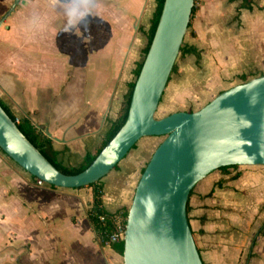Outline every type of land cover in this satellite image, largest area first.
<instances>
[{"label": "crops", "instance_id": "0c3cea01", "mask_svg": "<svg viewBox=\"0 0 264 264\" xmlns=\"http://www.w3.org/2000/svg\"><path fill=\"white\" fill-rule=\"evenodd\" d=\"M115 1L133 19L142 17L147 3ZM258 1L200 0L162 100L168 91L181 90L182 98L210 101L227 89L220 87L222 71L227 75L235 68L237 51L245 44L254 69L248 74L264 73V21L254 20L260 16L255 12L264 10L259 8L264 0ZM2 24L0 99L16 117H25L48 137V148L60 165L78 166L86 154L100 149L119 113L130 82L125 84L124 46L120 57L113 53L116 45L100 34L99 41L94 39L89 29L83 43L62 50L57 43L46 46L43 27L29 29L27 24L13 30ZM207 102L166 115L194 111ZM154 143V136L142 137L101 179L108 212L129 207L142 169L158 145L152 149ZM5 156L0 155V233L5 228L7 234L0 243V264H30L25 259L31 255L36 261L31 264H123L122 255L95 237L87 217L91 187L38 185L36 177ZM246 174L239 167L216 169L189 193L187 218L203 264H264V235L258 234L264 231V218L259 210L254 212L264 183L255 187L259 176L248 181ZM17 232L26 235L21 244L13 243Z\"/></svg>", "mask_w": 264, "mask_h": 264}, {"label": "water", "instance_id": "95a60500", "mask_svg": "<svg viewBox=\"0 0 264 264\" xmlns=\"http://www.w3.org/2000/svg\"><path fill=\"white\" fill-rule=\"evenodd\" d=\"M20 0H14L0 25ZM195 0H164L137 75L125 122L82 171L58 170L0 105V149L30 175L60 188L102 179L146 136H163L128 207L123 264H203L188 222L194 185L229 165H264V73L222 90L194 111L155 113L178 57Z\"/></svg>", "mask_w": 264, "mask_h": 264}, {"label": "rangeland", "instance_id": "374dc122", "mask_svg": "<svg viewBox=\"0 0 264 264\" xmlns=\"http://www.w3.org/2000/svg\"><path fill=\"white\" fill-rule=\"evenodd\" d=\"M13 1L14 0H0V18L9 9ZM258 2H261V0ZM199 3L200 0H196V6ZM155 4V0H147L142 17L140 19H133L130 18L128 13L115 0H20L14 10L6 17L1 27L12 28L13 30H20L26 27L27 24L29 29L43 27L45 32L43 38L46 46H48V44L57 43L62 50L68 48L70 45L83 43L86 37V30L92 29L94 30V39L97 38L99 41L100 36L98 35L100 34L109 45H116L117 48L113 51L114 54L119 53V56L122 57L121 47L122 45L124 46L125 52L123 53L126 84L127 79H130V81L134 79L131 70L134 69L137 62L143 59L142 52L146 44L145 31L148 30L149 21L153 15ZM255 13L260 14V16L254 20L263 22L264 10L256 11ZM246 33L249 34L247 28ZM190 34L191 31L187 29L185 36ZM247 34L245 37L248 36ZM15 39H19V36H16ZM246 45L247 44H245V46ZM245 46L243 45V47L237 51L238 56L235 68L231 69L227 75H224V71H222L223 74L220 77L221 89L241 83L242 81L239 75L244 72L248 74L254 70L252 64L250 65L251 62H248L246 57L247 51ZM248 66L250 68H248ZM110 70L111 67L109 68V71ZM129 76L131 78H129ZM250 76V74L247 75L248 79L252 78ZM215 79L217 78L215 77ZM202 84L204 83L202 82ZM215 84L217 85L218 83L215 82ZM125 89L127 90L126 85ZM180 91L181 90H179V93H170L168 91L163 100L161 97L155 113L156 117L165 116L168 111L175 109H188V105H191L192 108L199 107L204 102H207L206 99H193V96L182 98L180 96ZM199 91L201 90L198 89V92ZM154 138L155 143L152 149L161 142L163 136H154ZM0 155H3L1 151ZM6 159L11 161L9 158ZM238 167L247 171L248 174H246V177L248 181H254L257 175L259 176L258 178L261 181L255 184V187L260 183H264V165H239ZM16 168L19 169L17 166ZM261 197L262 199L256 202L257 207L254 208V212L259 210L263 215V217H261L263 220L264 193ZM259 205L260 207L258 208ZM256 216L254 221L258 220ZM6 232V229L2 228L0 243L6 238ZM25 236L26 235L22 232L15 233V236L12 237L13 243H23ZM5 256L6 255H4V257ZM32 256L33 255H31L29 260L25 259V261L31 264L33 261ZM33 262L36 263L35 260Z\"/></svg>", "mask_w": 264, "mask_h": 264}, {"label": "trees", "instance_id": "16d2710c", "mask_svg": "<svg viewBox=\"0 0 264 264\" xmlns=\"http://www.w3.org/2000/svg\"><path fill=\"white\" fill-rule=\"evenodd\" d=\"M163 1L164 0H155V3H156L155 9L153 11L152 17L150 18L149 27H148V30L146 31V34H145L146 35V44H145V46L143 48V52H142L143 58H144L145 54L147 53V50H148L150 42L152 40L155 28L157 26V22L159 19V15L161 12ZM196 8H197V6H196V0H195L194 6L192 8L191 18L193 16L194 12L196 11ZM259 8L264 9V7H259ZM190 25H191V19H190V22L188 24V29L190 28ZM181 50H182V45L180 47V51ZM191 52L195 53V51H193V50ZM195 54H196V58L199 59V54H197V53H195ZM142 62H143V59L140 62H137L134 69H133L132 73L134 75V79L127 84V90L125 92L123 101L121 103L119 113H118L116 119L111 123V125L108 129V132L106 134V137L102 143V146L100 147V149L95 154H93V155L86 154L84 156L83 161L78 166H76V167H64V166L60 165V163L56 159L55 154L52 151H50L48 148V146H49L48 137L46 135H44L41 131H38L25 117L20 118L19 121L16 122L19 130L61 172L65 173V174H75V173L82 171L84 168H86L92 162V160L96 157V155L99 153V151L116 134V132L119 130V128L125 122V120L127 118V114H128L129 103H130V99H131L132 90L134 87V82H135L137 75L139 74V71H140L141 66H142ZM173 68H174V66H173ZM240 79L242 82H245L248 80V77L246 75H240ZM0 105L6 111V113L10 116V118L13 121H15L16 116L9 110V108L3 103V101L1 99H0ZM0 151H1V149H0ZM238 166L239 165H229V166L221 167L219 169L225 170L227 168H237ZM143 169H142V171H143ZM238 174H239V172H236L235 176L237 177ZM32 177H34V176H32ZM52 187H55V186H52ZM83 187H85V186H83ZM86 187H91V189H92V201L90 202V206L87 210V217H88V220H89L92 228L94 229L96 239L99 241L100 244L104 245L105 240H106L105 233L108 231L109 227L111 226V221L109 219L112 216V213L108 212L104 208L103 203H102L103 184L101 182V179H99L98 181H96L94 183L88 184ZM127 211H128V208H125V209H121L118 212H120L126 218ZM100 214L106 215V217H107L106 221H104V222L99 221L98 216ZM262 227H264V223L262 224ZM258 234L264 235V231L260 230V231H258ZM123 243H124L123 240H121L119 242L111 244L110 247L114 251H116L120 255H122Z\"/></svg>", "mask_w": 264, "mask_h": 264}, {"label": "built area", "instance_id": "2783aa9c", "mask_svg": "<svg viewBox=\"0 0 264 264\" xmlns=\"http://www.w3.org/2000/svg\"><path fill=\"white\" fill-rule=\"evenodd\" d=\"M19 117H15V123L19 121ZM36 183L38 185H42L45 183L39 178H36ZM98 219L100 222L106 221L107 217L105 214H100L98 216ZM111 221V226L109 227L108 231L105 233V244L107 246H110L113 243L119 242L123 240L124 238V232H125V223L126 218L120 213V212H114L112 213V216L109 219Z\"/></svg>", "mask_w": 264, "mask_h": 264}]
</instances>
